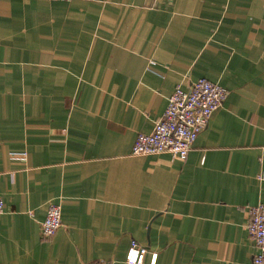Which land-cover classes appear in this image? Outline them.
I'll return each mask as SVG.
<instances>
[{
  "label": "crops",
  "instance_id": "obj_1",
  "mask_svg": "<svg viewBox=\"0 0 264 264\" xmlns=\"http://www.w3.org/2000/svg\"><path fill=\"white\" fill-rule=\"evenodd\" d=\"M200 77L229 94L188 158L132 154ZM262 171L264 0H0V264H254Z\"/></svg>",
  "mask_w": 264,
  "mask_h": 264
},
{
  "label": "built area",
  "instance_id": "obj_2",
  "mask_svg": "<svg viewBox=\"0 0 264 264\" xmlns=\"http://www.w3.org/2000/svg\"><path fill=\"white\" fill-rule=\"evenodd\" d=\"M57 1V0H51ZM229 90L206 77L195 80L189 89L177 85L169 97L168 106L156 121L152 132L138 134L132 148L134 155L171 153L186 160L199 133L208 125L214 111L223 105ZM264 179V171L260 174ZM0 197V213L4 209ZM248 230L250 237L260 248L253 257L254 264H264V202L249 207ZM60 203L50 202L46 218L42 221V233L53 236L62 226ZM147 246L133 240L124 264H144ZM157 261L155 253L152 262Z\"/></svg>",
  "mask_w": 264,
  "mask_h": 264
}]
</instances>
